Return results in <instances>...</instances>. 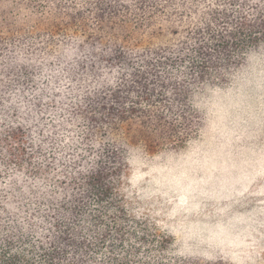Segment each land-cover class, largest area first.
<instances>
[{"label":"trees","instance_id":"obj_1","mask_svg":"<svg viewBox=\"0 0 264 264\" xmlns=\"http://www.w3.org/2000/svg\"><path fill=\"white\" fill-rule=\"evenodd\" d=\"M245 76L264 96V0H0V264H231L132 216L122 181Z\"/></svg>","mask_w":264,"mask_h":264},{"label":"rangeland","instance_id":"obj_2","mask_svg":"<svg viewBox=\"0 0 264 264\" xmlns=\"http://www.w3.org/2000/svg\"><path fill=\"white\" fill-rule=\"evenodd\" d=\"M253 82L245 76L211 99L201 139L135 159L123 177L132 216L167 230L205 260L264 264V96Z\"/></svg>","mask_w":264,"mask_h":264}]
</instances>
